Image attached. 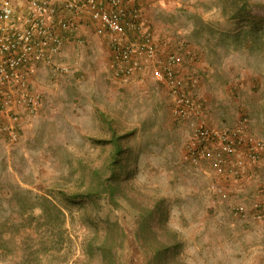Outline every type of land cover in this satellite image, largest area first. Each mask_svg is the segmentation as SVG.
Returning a JSON list of instances; mask_svg holds the SVG:
<instances>
[{"label": "rangeland", "instance_id": "1", "mask_svg": "<svg viewBox=\"0 0 264 264\" xmlns=\"http://www.w3.org/2000/svg\"><path fill=\"white\" fill-rule=\"evenodd\" d=\"M27 3L13 0L20 14ZM136 3L156 38L192 49L195 60L182 71L196 77L194 94L208 121L228 125L246 114L264 141V26L227 18L222 0ZM79 32L83 43H67L59 57L72 72L53 79L36 66L30 85L40 97L37 114L17 142L0 141V264L69 263L81 256L89 220L105 215L117 218L128 235L121 264H151L150 246L132 236L136 212L121 197L116 212L100 200L87 218L60 194L84 189L106 160L110 146L101 141L109 137V122L116 135L129 133L121 159L128 184L165 198V225L184 264H264V157L249 177L229 186L216 167L187 163L186 127L170 116L163 86L119 85L104 31L85 23ZM211 183L224 187L222 194ZM50 204L63 214L43 215ZM255 204L260 218L253 217Z\"/></svg>", "mask_w": 264, "mask_h": 264}, {"label": "built area", "instance_id": "2", "mask_svg": "<svg viewBox=\"0 0 264 264\" xmlns=\"http://www.w3.org/2000/svg\"><path fill=\"white\" fill-rule=\"evenodd\" d=\"M18 11L13 0H0V141L17 142L37 114L40 97L30 85L36 66L46 67L53 79L72 72L59 57L67 43H83L79 30L86 23L104 31L111 74L119 85L154 81L163 86L170 116L186 127L187 163L216 167L225 186L249 177L261 164L264 141L251 131L247 115L228 125L208 121L194 94L196 77L182 71L195 54L183 43L170 48L156 38L136 0H28L24 13ZM210 188L224 190L216 183Z\"/></svg>", "mask_w": 264, "mask_h": 264}, {"label": "trees", "instance_id": "3", "mask_svg": "<svg viewBox=\"0 0 264 264\" xmlns=\"http://www.w3.org/2000/svg\"><path fill=\"white\" fill-rule=\"evenodd\" d=\"M263 0H222V13L229 19L245 21L251 26H264ZM109 137L101 141L109 144L108 157L102 165L92 170L90 180L84 189L60 192L63 199L81 208L82 216L90 218L100 208L103 200L112 210H118L121 197L136 212L134 239H139L144 247L152 250L151 264H184L178 256V241L165 225L167 205L165 198L157 194L144 193L138 187L128 184V170L121 161L126 158L129 133L116 135L115 128L108 123ZM107 128V129H108ZM124 139V141H123ZM46 200V199H45ZM253 205L254 216L259 215ZM43 215L63 214L55 205L45 208ZM42 217V215H41ZM50 237V234H49ZM128 235L117 218L105 215L97 220H89L88 233L81 241V256L66 264H121L119 252Z\"/></svg>", "mask_w": 264, "mask_h": 264}]
</instances>
